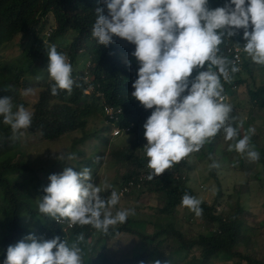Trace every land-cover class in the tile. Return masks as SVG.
Returning a JSON list of instances; mask_svg holds the SVG:
<instances>
[{"label": "trees", "instance_id": "trees-1", "mask_svg": "<svg viewBox=\"0 0 264 264\" xmlns=\"http://www.w3.org/2000/svg\"><path fill=\"white\" fill-rule=\"evenodd\" d=\"M226 2L228 0H208V6L215 9L224 6ZM101 6L100 0H0V51L18 34L27 36L30 40V44L21 49L18 57L6 62L0 60V98L10 96L14 105H23L25 109L28 107L29 112L32 113L31 126L21 129L15 135L11 127L3 123V117H0V264L6 259L8 246L16 245L30 234L38 240H50L59 236L60 240L66 241L69 246L77 242L78 236L83 234L84 239L78 244L81 249L82 264H141V261L143 264H151L155 260H160L161 264L217 262L240 264L242 261L246 264H264L252 249L254 229L241 218L244 207L240 203V196L243 191L241 192L237 187L229 195L227 202L234 199L232 211L223 213L216 210V205L221 202L220 196L223 195L218 178L219 166L222 169H233L235 167L233 163L236 161H225L223 165L210 168V176L218 184L217 193L211 203L199 200L202 209L200 216L205 223L211 224L212 228H208L205 233L200 232L190 237L184 236L177 229L171 211L177 205H182L181 199L185 193L197 198L195 191L185 184L186 178H183L182 173L184 168L186 171L192 166H189L190 163L185 157L161 175L149 179V175L154 170L148 167L149 158L145 154V149H139L142 152L140 155L134 153V148L141 147L143 141L131 144L124 151L119 152L117 157L129 162V169L122 177L123 184H128L130 180L136 183L140 173L145 172L147 177L142 180V186L149 193L163 200L164 203L157 213L152 207L149 208L153 213L151 221L136 222L127 217L124 223L110 226L108 233L105 234L92 225L72 224L71 227L63 229L62 223L39 212V202L46 195L43 191L48 186L46 181L36 176L35 169L27 161L12 159L18 152L20 156L23 155L21 148L19 149L23 138L28 135H38L42 140H50L77 130L84 132L80 137L81 140L72 144L70 153H74L77 157L84 152L83 149L76 148L78 144H84L90 138L106 142L107 136L103 133L109 131L110 123L119 126L132 124V132L141 138L142 131L145 130L143 125L154 110L145 109L131 95L134 91L132 84L138 78L139 69V62L132 55L136 46L130 50V57L134 60L128 57L124 61L120 56L121 52L125 51V47H122L124 39L114 36L113 42L105 46L93 38L95 10ZM48 15L53 17L55 28L47 35L44 30ZM42 32L46 36L45 42H40L43 39L40 36ZM67 35L71 38L69 45L64 43ZM222 40L223 42L218 46V53L228 60L226 48L233 43L241 45L244 41L243 29L237 30V35L233 37L225 34ZM52 45L56 46L59 53L67 56L72 66L71 78L74 81L72 92L69 94L67 90H59L58 95H51V85L54 81L45 77L44 83L37 87L35 98L29 103L22 98L20 88L31 87L28 77L30 74L42 76L41 68L43 69L49 60L47 50ZM83 57L88 58L90 63V67L86 70L79 64V60ZM252 64L255 62L243 52L242 68L245 72L251 74ZM227 67L231 69L233 66L231 67L229 63ZM260 67V71L264 70V65ZM243 69L238 73L232 72V80L225 81V84L240 86L245 81L241 77ZM204 70L215 72L220 83L224 82L216 66H211L209 69L207 63L202 69H194L192 77ZM90 85L93 90L86 95L84 90ZM253 88L247 92L252 108L258 107L259 111H264V82ZM235 93L236 91L233 96ZM186 94L187 92L184 93ZM88 97L89 99H86ZM104 103L121 108L119 115L113 114L117 119L114 120L109 115L104 116L105 112L102 110ZM98 114L104 116V119H101L103 126L92 128L91 131L87 130V124L93 116L92 119H99ZM231 123L237 128L234 120H231ZM238 133L239 139L243 138L239 130ZM259 149L260 159L257 161H251L246 154L240 153L239 158L243 160L237 162V167L243 170L246 164L245 158H248L256 167L258 166L255 177L262 183L264 148ZM223 155L229 158L233 156L229 150H223L220 156ZM84 161L90 165L95 164L93 158ZM215 161L216 159H212L210 162L213 164ZM84 167L88 165L84 164ZM171 168L173 171H170ZM52 174L58 173L52 171L50 175ZM240 186L243 188L242 185ZM200 187L202 188L203 185ZM64 220L66 223L69 221L66 218ZM139 223L149 224L151 232L143 231V226ZM137 224L139 228L135 227ZM259 226H264V221L260 222ZM122 232L133 234L136 238L128 256L120 253L115 258L107 251L101 255L97 254L99 246H102L99 242L107 241ZM94 235L96 240L90 242ZM139 240L145 241L148 246L140 247ZM194 247L199 249V254L193 251Z\"/></svg>", "mask_w": 264, "mask_h": 264}, {"label": "clouds", "instance_id": "clouds-1", "mask_svg": "<svg viewBox=\"0 0 264 264\" xmlns=\"http://www.w3.org/2000/svg\"><path fill=\"white\" fill-rule=\"evenodd\" d=\"M100 3L102 6L95 10L93 38L107 46L115 36L124 39L122 47L125 43L136 46L132 55L139 62V69L131 95L145 109H154L143 125L148 167L154 170L149 179L161 175L193 151H199L221 130L226 140L235 141L229 145V151L234 149L246 154L251 161L260 159L259 152L249 143L250 135L237 139L238 130L232 126L229 116L231 107L225 104L227 94L233 92L235 84L227 86L225 81L232 80V72L243 69V52L256 64L264 65V0H228L224 6L215 9L209 8L208 0H100ZM53 28L54 24L50 31ZM239 29H243L244 41L226 48L228 61L218 53V46L225 34L233 37ZM234 46L241 48L240 69L230 63L232 55L227 50ZM47 55V72L54 81L51 95H58L59 90L71 94L74 81L67 56L59 53L55 45L47 50ZM206 63L209 69L216 66L224 82L220 83L217 74L211 70L199 71L192 77L194 69H202ZM229 63L233 66L231 69L227 67ZM221 93L224 98L219 100ZM21 94L32 95L34 89L25 88ZM102 106L104 112L105 106L112 109L109 117L114 120L117 116L113 114L121 112L119 107L106 103ZM105 115L108 114L105 112ZM0 117L14 135L32 123V113L23 105H14L10 96L0 98ZM108 127L110 136H116L129 131L133 125L110 123ZM249 132L254 129L250 128ZM57 159L73 160L76 156L61 151ZM218 166L215 162L211 165ZM146 177L145 173L143 177L138 176L136 183L130 180L133 184L124 194L130 188H142L141 182ZM48 179L50 184L43 189L46 195L39 202V212L62 223L63 229L72 224L92 225L106 234L110 226L124 223L133 214L131 209L118 210L115 215L108 210L119 202L115 191L129 183L121 182L111 188L110 197L103 199L99 195L101 189L91 182L90 168L85 167L80 172L66 168ZM181 204L197 215L202 212L201 201L188 193L182 196ZM64 218L69 221L66 223ZM83 239L80 234L77 242L69 246L59 236L38 240L30 234L16 245L8 246L3 264H82L78 244ZM151 264H161V261L155 260Z\"/></svg>", "mask_w": 264, "mask_h": 264}, {"label": "rangeland", "instance_id": "rangeland-1", "mask_svg": "<svg viewBox=\"0 0 264 264\" xmlns=\"http://www.w3.org/2000/svg\"><path fill=\"white\" fill-rule=\"evenodd\" d=\"M105 13L107 14L106 8ZM46 21L47 25L44 32H49L50 26H53V17L48 15ZM44 32L40 35L43 38L40 42L46 41V36L43 34ZM28 39L29 37L27 36L21 34L16 35L14 39L0 51V60L6 62L18 57L21 49L30 44V40ZM70 39V36L67 35L64 43L69 45ZM125 44V51L121 52L120 56L124 61L127 60L128 57L131 60H134L133 57H130V50L135 45L132 43ZM1 64L4 65V63ZM48 64L49 60L45 63L44 68H41L42 76L41 74L33 75V73L28 76L30 79L29 84H31V88L34 89V94L23 96L21 92L25 88H20V94L25 101L30 103L36 96L35 93L38 85L44 83L45 77H49L47 72ZM79 64L82 65L85 70L90 67L89 60L86 57L81 58ZM260 66L261 65L256 63L252 64L251 67L253 71L251 74L247 71L245 72L243 69L241 77H243L245 81L242 82L240 86L236 84L233 86V92L227 94V100L225 103L230 107L231 105L234 106L231 107V112L229 114L230 121H235L237 129L243 137L245 135H250L249 143L258 152L260 151V147L264 148V111H259L258 107L252 108V102L249 99L247 92L254 89L253 87L257 84L259 85L264 82V70L260 71ZM90 78L91 77H88V79ZM92 90L93 88L90 85L84 92L88 95ZM235 91L236 93L233 96ZM98 94L99 93H97V95ZM86 99H89V97ZM26 109L29 111L28 107H26ZM98 117L100 121L98 118H91L87 124V130L91 131L90 129L92 128L96 129L103 126L101 119H104V116L98 114ZM250 128L254 129V132L250 133ZM144 131H142L143 134L141 138L132 132V129L125 133L121 132L116 136H110V131L104 132L103 135L108 137L107 140H105L106 142H100L99 139L90 138V140L86 141L84 144H78L76 148L83 149L84 152L73 160H59L57 157L61 154V151L70 153L72 144L74 141L81 140L80 137L84 135V132H79L77 130L50 140H42L38 135H28L20 142L19 149L21 148V153L23 155L20 156V153L18 152L12 157V159L13 161L18 159L27 161V163L35 169L36 176L44 179L47 185L50 184L48 178L52 171L61 174L64 169L72 168L74 171L80 172L85 168L84 164L88 165L87 168H90L92 172L91 182L101 189V193H99L101 198L107 199L110 197V189L118 186V184L123 181L122 177L129 169V162L126 159L124 160L117 157L118 153L124 151V149L131 144L143 141L141 147L136 146L134 148V153L140 155L142 152L141 150L139 151V149L144 148L147 144ZM237 139H239V136ZM233 143H235V141L225 139L223 130H221L215 137L208 140V142H205L199 151H193L186 156V160L188 159L187 161L190 163L189 166L191 165L192 167L186 169V171L185 168L184 170L182 169V173L184 174L183 178H186L185 184L195 191L198 199L206 200L211 203L217 193L218 184L212 176H210V168L212 165L210 161L216 159L215 162L218 165H223L225 161H236L233 163V165H235L233 169H222L219 166L218 178L220 180L223 195L220 196L219 200L221 202L216 205V210L217 212L223 213L232 211L234 199L232 198L227 202L229 195L233 193L237 187L240 188L241 192L243 191L240 196V203L244 207V212L241 214V218L253 227L254 244H252V249L258 254L261 260L264 261V226H259V223L264 221V180L261 183L256 179L255 176L258 172L256 168L258 166L256 167L255 163L250 162L248 158H245L244 161L246 164L244 165L243 170L245 171L237 167V162L242 161L243 159L239 158L240 153L234 149L229 151L230 154H233L231 158L226 157V155L220 156L221 152L223 150H229V145ZM88 158H93L95 164L90 165V163L84 161ZM170 171H173V169L171 168ZM144 174L145 172H141L140 177H143ZM200 185H203V187L201 188ZM240 185H242L243 188H241ZM118 196V204L114 207H109L108 210L115 215L118 210L131 209L133 210V214H130L128 218L136 220V222L151 221L153 219V213L149 208L152 207L157 213V210H159L164 203L161 197L152 195L143 186L137 190L130 188L127 194L125 193L121 196L118 194ZM171 215L174 216L173 220L177 229H179L186 237L196 235L200 232L205 233L208 228H212V225L205 223L200 215H197L195 212L190 211L182 205H177L171 211ZM139 225L143 226V231L151 232L149 224L141 225L139 223ZM139 225L137 224L135 227L139 228ZM95 240L96 236L94 235L90 239V242H94ZM134 241H136V238L133 234L130 235L122 232L115 237H111L107 241L99 242V245L102 246H99L100 248H98L97 254L101 255L107 251L112 253L115 258L118 257L120 253L128 256L129 249ZM139 244L142 248L148 246V243L141 240L138 241V245ZM198 250L199 249L196 247L193 248V251L197 254H199ZM211 264L222 263L217 262ZM227 264L232 263L229 262ZM240 264L246 263L242 261Z\"/></svg>", "mask_w": 264, "mask_h": 264}, {"label": "built area", "instance_id": "built-area-1", "mask_svg": "<svg viewBox=\"0 0 264 264\" xmlns=\"http://www.w3.org/2000/svg\"><path fill=\"white\" fill-rule=\"evenodd\" d=\"M231 55V59H230V63L237 67L238 69H240L241 65H240V51L241 48L239 46H234L233 48H228L227 50ZM229 72V71H228ZM230 74V72H229ZM223 89H224V85L221 84ZM224 98V95L221 93V96L219 97V100H222ZM104 110L106 112V114L110 115L112 114V109L109 106H105ZM133 184V182H129V184L127 186L122 187L119 190H116L115 192H117V194H119L120 196L124 194L125 191L128 190L129 186H131Z\"/></svg>", "mask_w": 264, "mask_h": 264}]
</instances>
